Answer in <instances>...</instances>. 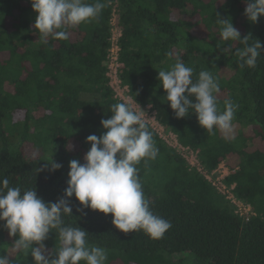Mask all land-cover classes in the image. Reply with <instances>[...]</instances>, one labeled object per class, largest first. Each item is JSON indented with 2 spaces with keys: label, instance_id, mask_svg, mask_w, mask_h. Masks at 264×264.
Returning <instances> with one entry per match:
<instances>
[{
  "label": "trees",
  "instance_id": "1",
  "mask_svg": "<svg viewBox=\"0 0 264 264\" xmlns=\"http://www.w3.org/2000/svg\"><path fill=\"white\" fill-rule=\"evenodd\" d=\"M105 4L97 21L70 30L67 40L41 43L29 0H0V177L9 178L12 186L35 188L46 203L65 198L69 162H83L90 148L86 138L103 134L100 121L110 117L113 103L121 102L107 77L115 20L122 31L120 78L131 98L143 107L151 105L167 131L199 152L208 171L222 162L237 169L226 183L236 184V196L251 206L253 215L249 222L240 218L148 125L158 155L141 161L138 174L152 211L172 227L159 240L142 231L124 234L114 228L110 215L82 208L75 197L65 223L86 230L89 242L106 250L105 264H264V54L254 69H241L233 53L244 45L220 40L215 22L217 14L230 17L242 38L251 34L264 42V18L249 23L242 0ZM176 57L193 68L194 80L202 70L213 73L220 86V111L225 100L238 105L236 135L205 131L195 114L175 118L157 71L168 69ZM28 142L43 156L27 157L23 147ZM72 143L78 145L77 154L69 150ZM51 161L62 168L36 171ZM16 238L0 222V255L11 256L15 264H34L30 254L13 251ZM56 240L57 234L49 233L44 242L48 251Z\"/></svg>",
  "mask_w": 264,
  "mask_h": 264
},
{
  "label": "clouds",
  "instance_id": "2",
  "mask_svg": "<svg viewBox=\"0 0 264 264\" xmlns=\"http://www.w3.org/2000/svg\"><path fill=\"white\" fill-rule=\"evenodd\" d=\"M246 5L243 15L251 24L264 18V0H242ZM35 15L34 28L41 43L49 38L67 40L69 32L81 25L97 21L105 0H29ZM219 39L228 43L243 44L233 53L241 69H254L264 54V42L252 39L251 34L241 37L232 19L216 15ZM252 43H249V42ZM227 50H231L230 46ZM171 59V54H169ZM193 68L176 57L168 69L157 71V80L163 97L176 119L195 114L201 128L207 132L220 131L228 137L233 131V120L238 105L224 101L218 108L220 86L210 70H202L193 79ZM151 107V105H149ZM140 111H134L124 101L113 103L110 117L100 121L104 132L86 138L90 145L83 162H69L67 187L64 197L46 203L35 188L12 186L9 178L0 177V222L9 236L17 237L12 249L30 254L34 264H105V249L89 242L86 230L65 223L72 216L70 199L75 197L84 209L111 216V223L119 232L128 234L142 231L153 240L161 239L172 227L171 222L155 214L150 207L140 181L137 165L144 160H154L158 148L152 132ZM62 165L51 161L37 172L58 171ZM79 211V209H78ZM57 234L56 247L48 251L45 241L49 233ZM0 264H15L11 256L0 255Z\"/></svg>",
  "mask_w": 264,
  "mask_h": 264
},
{
  "label": "built area",
  "instance_id": "3",
  "mask_svg": "<svg viewBox=\"0 0 264 264\" xmlns=\"http://www.w3.org/2000/svg\"><path fill=\"white\" fill-rule=\"evenodd\" d=\"M111 32V47L108 51L107 57V77L109 79V86L114 91L116 98L121 101H124L127 98V102L131 104L134 111L139 112V107L141 109L146 108V112L144 110L145 113L142 114V119L145 120L147 125L151 126L159 138L165 141L169 147L174 149L179 156L183 157V160L186 161L190 171H195L202 176L220 195L230 202L231 206L235 209V213L240 218L245 222H249L253 215L251 206L238 199L235 193L236 184L228 185L226 183L227 178H229V176L237 169L230 170L229 167H227V164L222 162L216 170L212 172L208 171L203 166L198 151L183 146L174 133L167 131L166 128L160 124L157 119V112L152 106L149 107V105H147L143 107L131 98L129 88L122 83L120 78V70L123 67V64L120 61L119 46L122 31L115 20L112 23Z\"/></svg>",
  "mask_w": 264,
  "mask_h": 264
},
{
  "label": "rangeland",
  "instance_id": "4",
  "mask_svg": "<svg viewBox=\"0 0 264 264\" xmlns=\"http://www.w3.org/2000/svg\"><path fill=\"white\" fill-rule=\"evenodd\" d=\"M142 110H145L146 112V108H142ZM151 113V112H150ZM239 129V128H238ZM238 129L232 131V135H236L237 134V131ZM247 130V129H246ZM251 130V129H249ZM166 143V142H165ZM23 150H24V153L27 157H30V158H38V157H41L43 156V154H41V152L39 150H35L34 149V146H33V143L32 142H28L26 145H24L23 147ZM69 150L73 153V154H77L78 153V145L75 144V143H72L69 147ZM42 151V150H41ZM182 159L183 157L180 156ZM226 164V163H225ZM227 167H229L227 165ZM230 170H232L230 167H229ZM115 264H121L120 261L119 262H116Z\"/></svg>",
  "mask_w": 264,
  "mask_h": 264
}]
</instances>
